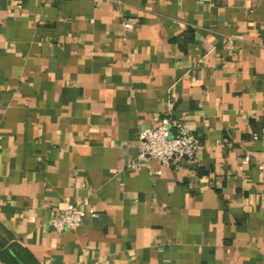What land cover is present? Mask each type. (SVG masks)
Listing matches in <instances>:
<instances>
[{
  "label": "crops",
  "instance_id": "obj_1",
  "mask_svg": "<svg viewBox=\"0 0 264 264\" xmlns=\"http://www.w3.org/2000/svg\"><path fill=\"white\" fill-rule=\"evenodd\" d=\"M183 112L195 160L128 168ZM263 127L264 0H0V264H264Z\"/></svg>",
  "mask_w": 264,
  "mask_h": 264
},
{
  "label": "built area",
  "instance_id": "obj_2",
  "mask_svg": "<svg viewBox=\"0 0 264 264\" xmlns=\"http://www.w3.org/2000/svg\"><path fill=\"white\" fill-rule=\"evenodd\" d=\"M197 1L213 4L215 0ZM135 22L133 18L124 19L123 28L130 30ZM227 48H231V42L227 43ZM251 137L254 140L264 139V127L260 132L252 133ZM137 141L138 152L135 159L128 164V168L136 170L144 168L149 175L160 174V170L152 167V162L165 167L177 166L184 160H195L201 149L199 140L193 134L184 112L178 116L164 115L155 127L141 129ZM88 212L91 217L96 216L92 208H89ZM83 214L76 205L68 204L62 211L52 215L49 224L58 233L75 230L81 224Z\"/></svg>",
  "mask_w": 264,
  "mask_h": 264
},
{
  "label": "trees",
  "instance_id": "obj_3",
  "mask_svg": "<svg viewBox=\"0 0 264 264\" xmlns=\"http://www.w3.org/2000/svg\"><path fill=\"white\" fill-rule=\"evenodd\" d=\"M20 253H22V255L24 256V252L20 251ZM23 258V257H22ZM22 263L23 264H35L33 261H31L30 259L27 261V258L22 259Z\"/></svg>",
  "mask_w": 264,
  "mask_h": 264
}]
</instances>
